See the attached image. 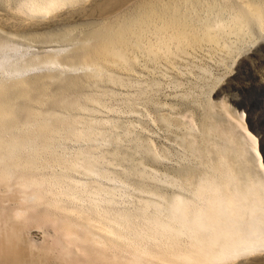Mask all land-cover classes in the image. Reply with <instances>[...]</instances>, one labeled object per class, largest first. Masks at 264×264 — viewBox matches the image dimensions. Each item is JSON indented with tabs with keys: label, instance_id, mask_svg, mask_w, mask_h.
<instances>
[{
	"label": "bare ground",
	"instance_id": "obj_1",
	"mask_svg": "<svg viewBox=\"0 0 264 264\" xmlns=\"http://www.w3.org/2000/svg\"><path fill=\"white\" fill-rule=\"evenodd\" d=\"M81 1L23 0L16 12L9 10L21 19L39 18ZM88 11L105 16L68 59L90 69L86 78L92 83L118 82L114 75L120 69L131 71L138 51L152 61L205 46L230 56L246 44L264 41V0H91ZM53 82L58 83L54 92ZM83 86L75 76L58 74L0 83V264H226L264 253V163L257 145L252 167L228 160L215 164L209 175L191 183L192 200L180 196L171 201L167 222L148 221L159 230L147 236L154 243L150 247L126 234L136 227L122 217L95 212L93 207L101 205L94 197L86 200L87 208L80 203L79 208L73 186L63 191L59 178L49 181L36 165L45 161L47 136L63 117L53 111L44 116L26 105L78 109L73 94ZM23 114L35 122L26 136L17 132ZM81 133L91 132L85 128ZM40 137L45 147L38 151L33 140ZM78 163L74 166H81ZM43 225L52 226L55 237L37 244L29 234Z\"/></svg>",
	"mask_w": 264,
	"mask_h": 264
},
{
	"label": "rangeland",
	"instance_id": "obj_2",
	"mask_svg": "<svg viewBox=\"0 0 264 264\" xmlns=\"http://www.w3.org/2000/svg\"><path fill=\"white\" fill-rule=\"evenodd\" d=\"M22 1L0 0V64H4L0 83L34 76L47 79L52 74L75 76L84 83L73 94L78 109L26 105L44 116L61 112L70 121L69 125L62 118L56 121L46 149L42 137L33 142L38 151L45 150V161L36 166L49 181L59 178L63 191L73 186L79 208H87L86 200L94 197L101 205L92 206L95 212L122 217L136 227L126 229V234L150 247L154 243L147 236L159 230L148 221L167 222L171 201L180 196L192 200L191 183L207 176L215 164L228 160L252 167L256 145L264 163L263 40L246 44L230 56L205 46L152 61L138 51L133 69H120L114 75L118 82L92 83L86 78L90 69L70 62L68 56L104 13H89L91 0H84L45 17L21 19L12 11ZM57 87L53 82L50 90ZM20 120L17 132L26 136L35 122L25 114ZM85 128L89 135L81 133ZM76 162L81 166L75 167ZM97 187L101 190L94 194ZM34 230L29 236L35 243L54 240L52 226ZM226 264H264V253Z\"/></svg>",
	"mask_w": 264,
	"mask_h": 264
}]
</instances>
